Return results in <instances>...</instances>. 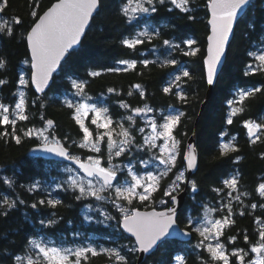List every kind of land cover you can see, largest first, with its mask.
Masks as SVG:
<instances>
[{"label":"trees","instance_id":"16d2710c","mask_svg":"<svg viewBox=\"0 0 264 264\" xmlns=\"http://www.w3.org/2000/svg\"><path fill=\"white\" fill-rule=\"evenodd\" d=\"M56 0H39L41 15ZM125 0H104V6L99 14L92 19L91 25L81 43V46L70 52L63 62L60 71L55 75L50 89L43 95H38L30 82L26 86L19 84V77L27 72L31 73L29 64V50L25 36L33 26L35 17L30 15L33 0H9V5L3 13H0L8 25H12L15 17L22 19V25H15L11 37L0 36V58L6 61L5 67L0 69V79L7 83L0 86V102L10 104L18 100V94L22 89L25 94L26 114L28 121H18V134L23 135L26 128H40L47 120H53L54 126L49 132L55 140L64 143L73 155H91L86 149H80L73 144L79 143L82 136L78 125L72 118L71 109L66 107L62 96L73 90L71 80L83 81L86 85V95L99 96L105 94L110 110L115 117L124 116L128 111L119 107V101L123 100L131 108H141L147 105L155 110H168L176 108L185 113L181 118V124L176 128L175 135L181 140V153L185 150L188 138L194 133L197 124L196 147L198 150V169L192 175V179L198 182V193L188 192L183 208L180 210L177 221L185 228L189 217L200 218L204 207L216 205L224 199V193L217 196L212 191L214 187H222L220 183L226 176L239 173V189L247 195H242L243 205L235 202L233 205V219L235 224L225 229V236L236 235L234 245L240 248H250L245 245L243 234L247 233L252 244L258 240L260 231L258 219L264 221V198L256 191L258 185L264 182V143L250 144L246 130L242 127L243 120L253 117L257 122H264V95L256 94L245 102V111L234 117V123L228 125L226 119L229 114L228 101L233 99L234 93L240 87L252 88L264 87V72H256L245 76L249 71L247 65L251 61L249 52H254L256 47L264 42V0H253L246 13L237 22L234 37L229 46L226 62L216 81L211 97L199 116L201 105L206 98L207 82L203 59L206 54L207 36L209 34L210 0H192L191 13H182L178 9L168 11L170 4L158 6L156 13H151L139 22L126 24L125 18L119 11ZM191 14L194 20L186 17ZM148 20L155 27V33L149 38H143L145 43L136 51H131L121 44L126 37H134L139 23ZM3 24L0 23V27ZM157 33H159L157 35ZM168 39L175 44H180V49L168 48L163 45V40ZM194 40V47L199 49L195 56H185L182 50H187L183 40ZM159 53V58L155 55ZM137 59L155 61L148 67L138 63L135 69L126 71L109 72V68H124L118 61ZM175 59L182 70L191 73L192 79L182 83L183 91L187 95V102L181 103L174 95L163 92V88L171 81V74L176 66L164 64L166 60ZM255 63V62H253ZM122 65V66H121ZM91 71H99L100 76L90 77ZM182 73V72H181ZM186 79V78H185ZM141 85L144 97L139 94L135 85ZM24 88V89H23ZM115 89L109 92L108 89ZM132 93V95H129ZM44 120H41V117ZM118 120V119H116ZM126 123H131L126 121ZM139 123V121L137 122ZM136 125L138 126V124ZM91 126V125H90ZM227 137L234 136L235 144L239 152L232 153L231 157L240 156L238 163H233L232 158L217 159L218 142L222 141V133ZM137 142L140 140L138 132L135 133ZM264 140V135H262ZM43 143L35 136L22 139L20 144L9 139L7 142L0 140V201L5 197L16 200L17 207L10 211L7 218L0 217V255L12 257V260H0V264H16L15 256L23 255L30 249L29 241L37 234L40 228V220L54 218L55 226L50 230L53 234L60 232L73 233L86 231L96 233L99 240L109 245H115L120 239L124 242L134 243V239L128 236L116 221L115 225H105L96 221L88 222L85 219V205L88 202H100L94 198L77 201L71 190L43 187L44 181L57 179L63 182L69 173L63 166L67 163L52 159H45L33 153V148ZM134 154H137L135 151ZM120 160H125L123 157ZM181 161L178 157L177 166ZM170 176L164 178L160 184V191L153 194V202L140 203L133 201L131 206L139 209L165 208L169 205H160L158 200L163 198V189L168 184ZM4 179L13 181L11 187L4 184ZM36 182L40 188L33 192L28 189ZM41 182V183H40ZM67 187V185H65ZM227 191V190H226ZM49 192L50 195H46ZM58 199L62 203L56 207L47 205L31 208V204L40 199ZM167 199V198H165ZM24 203L20 204L19 201ZM257 204L252 209L251 204ZM111 207L110 204L107 205ZM244 212L243 216L239 215ZM120 218L119 212H115ZM122 218V217H121ZM199 236L193 233L189 242L180 240L166 241L157 248L141 264H176L175 257L183 256L186 264H203L201 249L195 247ZM222 239H224L222 237ZM233 246H229L231 250ZM125 252L130 259V264H137L138 252ZM205 259L207 254L203 253ZM108 257L104 254L95 257L89 256L87 264H107Z\"/></svg>","mask_w":264,"mask_h":264},{"label":"snow or ice","instance_id":"6c2138e0","mask_svg":"<svg viewBox=\"0 0 264 264\" xmlns=\"http://www.w3.org/2000/svg\"><path fill=\"white\" fill-rule=\"evenodd\" d=\"M250 0H210L208 7L211 9L212 18L209 21L212 28V34L208 37L211 42L208 49L209 56L204 61L207 65L206 80L209 85L214 83L216 74V64L219 62L221 55L224 52L225 43L228 40L229 34L232 31L233 22L241 9L248 5ZM170 4L172 7L168 11L178 9L182 13H191L192 0H125L119 8L120 13L125 18L126 24L138 21L142 14H151L158 11V6ZM9 5V0H0V13H3ZM104 6V0H57L47 11L39 14V0H33L32 10L30 15L35 17L33 26L25 36L27 48L30 49L31 58L25 60L24 63H30L32 75L31 82L36 85L37 92H44L48 86L49 78L55 70L57 64L74 45L78 44L80 37L84 32L89 20L93 17V13L99 14ZM189 20H194L195 17L189 14ZM22 19L15 17L12 20V25L4 23L0 27V36L7 35L11 37L14 32L15 25H22ZM159 33H157L158 35ZM149 33L146 31L139 32L135 37H126L121 40L123 47L136 51L138 47L145 43L141 37H147ZM187 50H182L185 56H195L199 49L194 48L196 43L194 40H183ZM163 45L168 48L180 49V44H175L168 39L163 40ZM251 61L247 65L249 71L244 73L245 76L255 74L256 72H264V49L256 52H249ZM119 64H123L124 68H109V72L126 71L128 68L135 69L140 63L144 67H148L150 63L147 59L137 60H121ZM6 61L0 58V69L4 68ZM165 64L176 66L175 59L166 60ZM90 77L100 76L99 71H91L88 73ZM186 78V79H185ZM192 75L189 71L183 70L182 73L175 77L174 81L163 88V92L168 95H174L181 103L187 102V95L183 91V83L191 80ZM7 83L6 80L0 79V86ZM28 81L24 76L19 77V84L26 86ZM139 90L140 96L143 98L145 93L141 85L134 86ZM71 88L75 89L74 96H79L82 99L79 101L66 100V107L73 110L72 118L78 125L82 136L78 144L74 141L76 147L86 149L89 153L98 155H85L83 159L79 156L71 154L69 149L63 144L56 147H48L50 140L49 135H45L46 127L41 128H26L23 130V135L18 134V121H28L29 117L26 114L25 94H19L18 101L10 104L0 102V140L7 142L9 139L20 144L24 138H32L43 140L45 151L54 153L65 160L72 161L76 168H66L65 171L70 173L66 180L57 184L58 189L65 191L71 190L74 198L77 201L94 198L97 201L109 200L113 207L122 213V219L110 216L101 212L106 220L117 219V222L122 225L123 229L135 238L132 247L128 248L129 253L144 252L157 248L171 233L170 230L179 231L177 226V213L180 207L181 193L191 192L198 193V182L191 179L188 175L191 170L197 167L198 156L194 145H187L186 150L180 152V141L176 139L174 132L181 124V118L185 116L182 111H173L170 114L162 115L160 120L155 116L148 118L146 126L151 128L150 135H143V143L137 142L135 133L143 134L144 127L136 125L135 117L142 114L147 115L154 110L145 105L144 108H131L129 104L123 100L119 101V107L126 111H131L134 115L122 116L121 120L115 121L110 114V109L97 103H88L91 97L86 96V85L80 80H71ZM109 92H114L115 89H108ZM264 95V87L253 86L250 89H240L234 95L233 99L228 101L229 114L226 119L228 125L234 123V117L244 113L245 102L256 94ZM132 95V93H129ZM44 120V117H41ZM87 121V123H86ZM126 121H130L128 127H125ZM52 120H47L46 125H52ZM94 128H90V126ZM242 127L246 130L248 141L250 144L257 142L264 143L262 135H264V122H257L253 119H245L242 122ZM119 129V131H117ZM227 136V133H222ZM235 137L232 138L234 140ZM53 142L55 138L52 137ZM161 141V143H157ZM106 144L107 157L101 151V146ZM153 149H158L148 162L140 159L137 163L142 165L144 169L148 168L151 163L156 171L147 170L137 167L132 161L133 150L137 154L140 152H148ZM239 152V148L231 140L218 142L217 159L232 158L231 154ZM264 158V153L261 154ZM123 157L128 161L127 164L121 165L114 163L116 158ZM180 159L181 164L177 166V159ZM240 156L232 158L233 163L240 161ZM175 170V171H174ZM83 173L81 176L80 173ZM172 173L173 179L170 184L163 189L160 203L170 205L164 211L157 212H140L135 208H126L125 203L131 205L133 201L140 203L153 202V194L160 191L159 181L164 176ZM9 187L13 181L4 179L2 181ZM222 187H214L212 191L220 196L221 193L227 197V201L222 203L219 208L210 209L211 212L223 213L220 218L206 220L204 224L197 226V221L189 217L183 230L185 237H191L193 233L199 236V240L195 245L201 249V259L203 264H245V257L248 253L244 248L235 247L237 241L236 235L225 236V229L235 224L233 216V201L243 205L241 200L242 195H247L239 189L240 177L239 174L226 176L220 182ZM67 185V187H65ZM40 188L39 182L34 183L29 189L33 192ZM227 190V191H226ZM259 196L264 198V183H260L256 189ZM108 192L110 195L105 196L103 193ZM235 193V195H234ZM50 195V193H49ZM20 204L24 201L20 200ZM62 201L58 199H40L31 204V208L36 209L38 206L56 207ZM257 204H251V208H257ZM264 208V204L259 205ZM17 207L16 200H9L7 197L0 201V217L7 218L10 211ZM91 207V205H89ZM99 211V209H98ZM242 211L239 215L243 216ZM90 219V217H85ZM259 222V221H257ZM41 225L50 227L56 223L55 220L40 221ZM258 240L252 244L247 233L243 234L245 245H250V251L258 254L255 259H249L247 264H264V231L257 233ZM222 237L224 239H222ZM29 243L38 250L36 259L31 256L27 259V264H87L89 256L95 257L104 254L109 260L114 261V264H130V259L127 255H122L120 250L104 248L97 250L94 247H78L61 248L57 246H49L47 244L37 243L30 240ZM229 246H233L229 251ZM203 253L207 254V259ZM232 258H235L234 260ZM12 260V257L0 255V260ZM177 264H186L183 256H176ZM16 264H24L21 256H15Z\"/></svg>","mask_w":264,"mask_h":264},{"label":"rangeland","instance_id":"374dc122","mask_svg":"<svg viewBox=\"0 0 264 264\" xmlns=\"http://www.w3.org/2000/svg\"><path fill=\"white\" fill-rule=\"evenodd\" d=\"M150 14H142L138 21H133V22H139L141 21L142 19H144L145 17H149ZM0 23L1 24H4V23H7V20H4L2 18V16L0 15ZM155 27L156 26H153V24L151 22H149L148 20H145L144 22H140L139 25L137 26V29H136V33L134 35V37L141 31H146L147 33H149V36L147 37H141V39L143 38H149L151 37L152 35H154L155 33ZM194 47V45H193ZM195 48V47H194ZM260 49H264V42H262L261 44H259L256 49L254 50V52L260 50ZM155 59H158L159 58V53L157 52V54L155 55ZM29 64L30 66V63H27ZM123 65V64H122ZM121 65V66H122ZM125 65H123L124 67ZM182 66L181 64L180 65H177L176 69L173 70L172 74H171V81L173 82L175 77L180 75L181 72H182ZM24 78L26 81H28V83L30 82V74H28L27 72L24 74ZM24 89V88H23ZM24 91L21 89L20 90V93ZM75 92V89L65 93L63 96H62V99L64 101L66 100H71V101H79L81 100L82 98L79 97V96H74L73 93ZM238 92V91H236ZM19 93V94H20ZM19 94H18V99H19ZM87 97H91L92 99L91 100H88L87 102L88 103H97V104H102L103 106L105 107H108L110 109V106L108 105L107 103V96L105 94L103 95H99V96H93V95H86ZM18 101V100H17ZM145 107V106H144ZM144 107H141V108H144ZM149 108V107H148ZM153 109L154 111L153 112H149L147 113V115H141L139 117H135V120H136V123L139 121L138 124V127H144L145 128V132L143 134L141 133H138L139 134V143H143V135H150L151 134V128L147 127L146 126V123H147V120L148 118L152 117V116H155L157 120H160V117L162 115H167V114H170L172 113L173 111H179L178 109L176 108H169L168 110H158V109H154V108H151ZM110 114L113 116V120H114V127H115V121H117L116 119L118 120H121L122 119V115L120 117H115L114 114H112L111 110H110ZM126 115H134V113H132L131 111H128L127 114H125L124 116ZM87 123V121H86ZM125 123V127H128V123L124 122ZM90 126V125H89ZM42 127H46L47 131L45 132V135H49L50 136V140H49V143H52L53 140H52V136L49 132L50 130V126L49 125H44ZM41 128V127H40ZM90 128H94V126H90ZM117 131H119V129H117ZM175 135V133H174ZM176 136V135H175ZM233 137H231L230 139L227 138V136H222V141L221 142H224V141H229L231 140L233 143L235 142V139L232 140ZM176 139L180 141V151H181V140L176 136ZM41 141L43 142V140L41 139ZM57 140H55L56 142ZM44 143V142H43ZM157 143H161V141H157ZM101 151L102 153L104 154V158L106 159L107 157V149H106V144L105 145H102L101 146ZM135 150H133L134 152ZM158 152V149H153L152 151H148V152H140L139 154H134L132 153V156L134 157L133 159V163L134 164H137V167H140L142 168L144 171H147V170H152V171H156L155 168L152 167V164L149 163L148 164V168L147 169H144L142 165H139L137 162L140 160V159H143L145 162H148L150 160V157L153 156L154 153ZM91 155H98L96 153H92ZM75 156H79L81 157V159H83L84 157L82 155H75ZM178 160V159H177ZM114 163H120L121 165L123 164H127L128 161L127 160H120V158H116L114 161ZM63 168H73L75 169L76 167L71 165V164H68L66 166H63ZM175 171V170H174ZM70 174V173H69ZM170 174V173H169ZM166 175L163 177L166 178L167 176ZM80 175L82 176L83 173L81 172ZM174 177H172L173 179ZM161 179L159 181V185L161 184L162 180ZM170 179V181L172 180ZM170 181L168 182V184L166 185V187L170 184ZM41 183V182H40ZM43 183V187L44 188H47V189H52V188H56L57 184H59V180L57 179H54V180H46ZM264 183V182H263ZM165 187V188H166ZM103 195L105 196H109L110 194L108 192H105L103 193ZM235 195V194H234ZM164 199L166 197H163ZM160 200H158L159 202ZM227 201V197L225 196L224 199H222L220 202H219V206L222 204V203H225ZM236 201H233V205L235 204ZM110 204L111 207L108 208L107 205ZM160 205H162L160 202H159ZM89 205H91V207H89ZM85 214H86V217H90V221H96L97 223H103L105 225H115L116 224V221L117 219H110V220H106L105 219V216L101 214V212L103 213H106L110 216H113V217H117L116 216V213L115 212H119L117 209H115L112 205V203L110 202V199L109 200H101L100 202H97V203H94V202H88L87 205H85ZM125 207L126 208H133L131 205H128L125 203ZM212 208H219V207H216L214 205H209L207 207H204L203 209V213L201 214L200 218L198 219H194L196 220L198 223H197V226H200L202 224H204V222L206 220H211V219H214V218H220V216L223 214V213H220V212H211L210 209ZM99 209V211H98ZM120 219L122 217V213H120ZM259 222H257V224L259 225V228H260V231H264V221L263 220H260L258 219ZM101 236H99L98 234L96 233H89V232H86V231H76L74 232L73 234H70V235H65V236H61L60 240L56 241V238H53V237H46V236H38L36 238H33L32 240L36 241L37 243H41V244H47L49 246H57V247H61V248H72V249H75V248H78V247H94L96 248L97 250H100V249H104V248H110V249H117V250H120L121 251V254L122 255H125V252H127V250L125 249H128L130 247H132L133 243L131 242H122L120 239L118 240V242L115 243V245H109V244H106L105 242L99 240ZM53 239V241H52ZM245 251L248 253V255L245 257V264H247V261L249 259H255L257 257L258 254L256 253H252L249 249L250 248H244ZM231 251V250H229ZM38 250L35 249L32 244L30 243V249L27 253H25L24 255L21 256L22 260L24 261V264H27V259L31 256L33 259H36V254H37ZM233 260L235 258H232ZM107 264H114V261H109ZM177 264V262H176ZM238 264V262H237Z\"/></svg>","mask_w":264,"mask_h":264},{"label":"water","instance_id":"95a60500","mask_svg":"<svg viewBox=\"0 0 264 264\" xmlns=\"http://www.w3.org/2000/svg\"><path fill=\"white\" fill-rule=\"evenodd\" d=\"M252 1H253V0H250L249 4L246 5L243 9H241V10L239 11V13H238V15H237V18H236L235 21L233 22L232 31H231V33L229 34L228 40H227V42L225 43V46H224V52H223V54L221 55L219 62L216 64V74H215V78H214V83H213L212 85H209V84L207 83L206 98H205L204 102H203L202 105H201V109H200L199 116H200V114L202 113L203 109L205 108V105H206V103L208 102L209 98L211 97L212 92H213L214 87H215V84H216V81H217V79H218V77H219V75H220V73H221V71H222V68H223V66H224V64H225V62H226L227 52H228L229 46H230V44H231V41H232V39H233V37H234V32H235V28H236L237 22H238V21L242 18V16L246 13V11H247V9H248V7H249V5L251 4ZM56 2H57V0H56L55 2H53L52 5L55 4ZM52 5H51V6H52ZM51 6H50V7H51ZM50 7H48L45 11H47ZM45 11H44V12H45ZM208 11H209V18H208L209 34H208V36H207L206 54H205V57H204V59H203V62H204V61L208 58V56H209V51H208V49H209V47H210L211 42L209 41L208 37L212 34L211 24L209 23V21H210L211 18H212V14H211V9H210L209 7H208ZM42 14H43V13H42ZM42 14H41V15H42ZM95 15H96V13H93V17L89 20L87 26L85 27L84 32H83V34H82L81 37H80V41H79V43L76 44V45H74L72 48L68 49V51H67V52L64 54V56L61 58V60L59 61V63L57 64L55 70L52 72V74H51V76H50V78H49L48 86L45 87L44 92H42V93H41V92H37V91H36V85L33 84V83L31 82V75H32V71H33V70L31 69V64H30V69H31V73H30V84H31L33 90H34L38 95H43L44 93H46V92L50 89L51 85L53 84V80H54L55 75L60 71L63 62L67 59V57L69 56L70 52L73 51V50H75V49H77V48H79V47L81 46V43H82V41H83V39H84V37H85V35H86V33H87L89 27H90L91 22H92V19L94 18ZM28 50H29V55H30V58H31L30 49L28 48ZM204 69H205V75L207 76V65H206L205 63H204ZM206 82H207V80H206ZM49 120H50V119H49ZM52 121H53V120H52ZM49 126H50V127H53V126H54V122H53L52 125H49ZM196 132H197V124H195V127H194V133L188 138V140H187V142H186L185 150H186L187 145L191 143L192 145H194V147H195V149H196L197 156H198V150H197V147H196V138H195V137H196ZM60 144H63L65 147H67L64 143L59 142V141L52 142V143H48V147H56L57 145H60ZM67 148H68V147H67ZM68 149H69V148H68ZM185 150H184V151H185ZM69 151H70V149H69ZM70 152H71V151H70ZM33 153H34L35 155L41 156V157H43V158H45V159L57 160V161H60V162H64V163H67V164H71V165H73V166L76 167V165H75L72 161H70V160H65V159H63V158H61V157H59V156H56L54 153H50V152L45 151L44 146H43V143H40V144L36 145V146L33 148ZM71 154H72V153H71ZM197 169H198V160H197V167H196L195 169L191 170V172L188 174V175L190 176L191 179H192V175L197 171ZM187 196H188V192H186V193H181V196L178 197V199H180L181 203H180V207L178 208L177 217H178V214H179L180 210L183 208V206H184V204H185V202H186ZM165 209H166V208H151V209H139V208H137V210L140 211V212H142V213H143V212H151V211H153V210H155V211H157V212H161V211H164ZM121 219H122V218H121ZM175 227L178 228L179 231H173V230H170V233H171V234H170L165 240H168V239H175V240H180V241H183V242H189V241H191V239H192V237H193V234H192L191 237H185V236L183 235V230H184L185 228L182 227V226H180V224L178 223V221H177V226H175ZM121 228H122V230H123L128 236L132 237L131 234L127 233V232L123 229L122 225H121ZM132 238L135 240L134 237H132ZM165 240H164V241H165ZM164 241H163V242H164ZM161 243H162V242H161ZM161 243H160V244H161ZM160 244H159V245H160ZM158 247H159V246H158ZM158 247H157V248H158ZM157 248H154V249L150 250L148 253L138 252V261H137V264H141L142 262H144V261H145V260H146V259H147V258L153 253V252H155V251L157 250Z\"/></svg>","mask_w":264,"mask_h":264},{"label":"flooded vegetation","instance_id":"af4514ba","mask_svg":"<svg viewBox=\"0 0 264 264\" xmlns=\"http://www.w3.org/2000/svg\"><path fill=\"white\" fill-rule=\"evenodd\" d=\"M240 89H250V88H243V87H240V88H238L237 89V91L238 90H240ZM238 92H236V93H234V95H236ZM247 119H253V120H255V118H253V117H249V118H247ZM231 137H234V136H231ZM230 137V138H231ZM228 138V137H227ZM229 138V139H230ZM235 140H236V138H235ZM234 144H235V142H234ZM234 174H237V173H234ZM239 174V173H238ZM171 175V173L169 174V176ZM240 176V175H239ZM172 177H173V175L170 177V179H172ZM170 181V180H169ZM168 181V182H169ZM235 194V193H234ZM46 195H49V192H47L46 193ZM170 206V205H169ZM168 206V207H169ZM216 207H219V204H216L215 205ZM166 208V207H165ZM137 209V208H136ZM48 220H55L54 218H48V219H44V221L45 222H47ZM41 221V220H40ZM88 222H91L89 219H88ZM56 224V223H55ZM55 224L54 225H52V226H50V227H46V226H44V225H41V223H40V228L38 229V231H37V234L36 235H34L32 238H31V240L33 239V238H36V237H38V236H46V237H53V238H56V241H58V240H60L61 238V236H65V235H70V234H73V233H65V232H60V233H57V234H53L52 232H51V230H50V228L51 227H53V226H55ZM172 241V240H175V239H168V240H165L164 242H162L161 244H160V246L163 244V243H165L166 241ZM52 241H53V239H52ZM24 255V254H23ZM22 256V255H21Z\"/></svg>","mask_w":264,"mask_h":264}]
</instances>
